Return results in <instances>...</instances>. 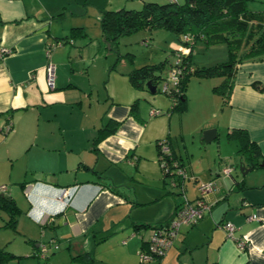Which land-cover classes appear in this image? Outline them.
Wrapping results in <instances>:
<instances>
[{
	"label": "crops",
	"instance_id": "1",
	"mask_svg": "<svg viewBox=\"0 0 264 264\" xmlns=\"http://www.w3.org/2000/svg\"><path fill=\"white\" fill-rule=\"evenodd\" d=\"M168 1L0 0V48L10 49L0 58V185H6L4 193L21 210L18 230L35 241L38 251L39 244L46 243L51 250L64 247L69 261L85 255L80 264H139L138 251L145 247L150 229L168 222L182 201L181 189L171 184L170 175H163L158 159L157 142L166 139L171 157L188 175L186 197L194 200L198 184L208 180L215 181L216 189L206 197L210 210L197 224L182 226L173 245L149 264H264V165L250 167L237 153V142L226 138L230 129H243L264 155V91L251 85L258 81L264 86V59L236 64L226 102L212 91L222 77L209 79L217 80L209 89L196 85L193 99L189 79L186 109L175 113L169 111L167 95L129 82L132 68L157 62L136 65L134 56L127 65L126 58L112 63L105 56L111 52L100 23L102 43L86 39L84 19L91 10L100 18L107 9ZM74 27L84 34L66 38L48 58L47 44ZM168 32L167 46L174 49L178 37ZM49 60L55 65L53 88L46 81ZM172 64L166 65L163 76ZM206 96L217 98L210 118L199 113L207 108ZM192 108L197 117L187 130ZM109 119L118 121L116 131L95 144L98 129ZM209 128L216 130L214 139L223 132L235 143L238 162L220 149L207 158V147L191 150L186 145V134L204 140L201 133ZM240 165L248 170H240ZM226 166L231 171L223 176ZM63 188L69 190L65 198L60 197ZM224 221L235 226L233 237L220 226ZM242 239L244 249L238 246Z\"/></svg>",
	"mask_w": 264,
	"mask_h": 264
},
{
	"label": "trees",
	"instance_id": "2",
	"mask_svg": "<svg viewBox=\"0 0 264 264\" xmlns=\"http://www.w3.org/2000/svg\"><path fill=\"white\" fill-rule=\"evenodd\" d=\"M249 1L183 0L182 3H179L177 0H169L165 3L144 2L138 9H107L102 11L100 17L101 34L109 43L110 52L116 55V62L123 56H128V60L133 61L130 57L131 54L127 53L125 56L120 52L119 40L142 29L160 28L173 32L182 43H184L183 37L189 35L191 38L190 52L177 65L182 69L181 78L176 88L165 94L171 100L169 111L183 112L186 109L185 90L192 75L203 78L222 77L221 83L214 86L212 91L221 95L223 102H226L232 87L236 64L246 60L264 59V11L249 10L247 8ZM82 30L80 27L71 28L68 35L62 39H56V41L61 40L64 43L68 37L84 34ZM197 40H203L206 45L224 43L227 48V59L208 67L192 66V52ZM176 51H173L174 55ZM166 62L168 61L165 59L155 64L132 68L127 73L129 82L135 88L147 90V81L157 84L165 78L166 75L163 76L161 73L166 67ZM173 65L174 63L170 68ZM251 85L259 92L264 91V86L258 81H253ZM157 90L156 87L155 93ZM136 108L137 103L134 101L130 105V112L133 115ZM117 127L118 121L107 120L98 129L93 142L96 144L101 138L114 133ZM226 138L237 142V153L245 157L250 167L256 168L264 163V155L260 153L258 145L250 140L245 130L230 129L226 133ZM0 211H4L8 216L4 226L16 229L21 210L10 195L0 193ZM141 226L150 227L149 225ZM11 256H13L11 253L0 247V264H5ZM84 257L85 255L82 254L75 255L71 257L69 264H80ZM161 257L156 258L155 261Z\"/></svg>",
	"mask_w": 264,
	"mask_h": 264
},
{
	"label": "rangeland",
	"instance_id": "3",
	"mask_svg": "<svg viewBox=\"0 0 264 264\" xmlns=\"http://www.w3.org/2000/svg\"><path fill=\"white\" fill-rule=\"evenodd\" d=\"M179 3H182L183 0H177ZM82 5V4H80ZM247 8L252 11H264V0H250L247 4ZM92 12V13H91ZM90 16H86L85 18V24H86V33H87V41L89 39H92L95 43L101 42L100 36L97 34V28L99 26L100 18H98L97 15H95L94 11H89ZM79 18H75V20H68L67 22H75ZM61 20V18H60ZM66 23V22H65ZM64 23V24H65ZM155 31V32H154ZM70 32V31H69ZM165 33H169L167 30L164 29H153V30H146L142 29L140 31H137L131 35L124 36L120 38L121 40V47L120 51L123 55L126 56V54H131L130 57L133 59L135 56V64L141 65L144 63H150V62H158L159 60H167L166 65L169 62L174 63L175 61V55H172V50L176 49V47H180L182 45V42L178 39L176 42V47L174 49H171V47L167 46L166 43V37ZM173 33V32H170ZM175 35V33H173ZM98 36V37H97ZM72 37L71 39H73ZM70 39V41H72ZM144 40H148L150 43L148 45L143 44ZM102 43V42H101ZM66 44V43H65ZM157 46L160 49L153 47ZM120 46V45H119ZM224 43H214L206 45V43L203 40H197L193 52H192V66L194 67H208L212 66L217 63H221L227 59V48H225ZM153 48H156L157 51H154ZM87 49L85 50L84 56H86ZM103 53V48L101 49L100 55ZM105 54V52H104ZM106 57L111 58V62L113 63L116 55L114 53L105 54ZM127 57V58H126ZM122 57L126 58L127 61L124 60V63L127 65L128 56ZM121 58V59H122ZM120 59V60H121ZM111 63V64H112ZM121 63V62H120ZM219 79L220 77L213 76V77H198L196 75H192L190 77L191 82L188 87V93L191 99H193V88L196 87L199 83L203 85V87H207V89L210 88V86L215 85V81L217 80H209V79ZM203 79V80H200ZM201 82H198V81ZM189 82V81H188ZM162 81H159L157 83V88H160ZM220 84V80L219 83ZM157 92H160L157 90ZM214 95L219 96L217 93H213ZM207 101V108L204 111V113H201V116L210 118L211 113L215 108V105L217 103V98L214 96L211 98L210 96H206ZM193 106V102H192ZM194 111V114L187 117V130L192 126V124L196 121L197 117V111L194 110V108L191 109V112ZM176 113V111H175ZM178 116V115H177ZM177 116L175 115L174 119L175 122H177ZM214 118V117H213ZM212 119V118H211ZM192 129H190L191 131ZM201 137H203V132L201 133ZM186 145L193 150L196 149L197 146H205L209 150V154H216L218 149L221 150L223 154H228L230 158H235L236 162H238V158L236 156V146L234 142H228L224 138L223 132L220 133L218 139H214L210 142H204V140L198 139L195 133H189V135L186 134ZM185 145V144H184ZM239 171V170H237ZM260 171V169L256 170ZM8 219L7 214L4 211H0V247L4 248L6 251L11 253L13 256H11L5 264H69L71 261L67 258L65 254V248L60 247L56 250H51L49 247L47 250V258L41 257L39 255L38 248L35 247V241H33L32 238L23 235L20 233L18 228L13 229L9 226H4L5 221ZM38 238V237H36ZM64 251V252H63ZM74 264V263H73Z\"/></svg>",
	"mask_w": 264,
	"mask_h": 264
},
{
	"label": "built area",
	"instance_id": "4",
	"mask_svg": "<svg viewBox=\"0 0 264 264\" xmlns=\"http://www.w3.org/2000/svg\"><path fill=\"white\" fill-rule=\"evenodd\" d=\"M184 43L176 51L174 65L168 70L165 78L162 79L161 87L158 90L164 94L176 88L179 79L181 78L182 69L178 67L182 59L190 52L189 43L191 38L189 35L183 37ZM61 40L53 41L46 46V55L50 58L51 52L58 46H61ZM147 44V41L143 42ZM10 52L6 47L0 48V58H3ZM46 81L50 88L54 87L55 65L49 60L45 67ZM159 110H152L151 114H158ZM10 124L4 126V131L8 132ZM159 147L158 159L161 164L162 173L164 176H171V184L179 187L182 194L181 203L175 208L173 216L164 224L154 226L150 229V234L147 239L145 247L139 249L138 259L139 264H149L155 261L156 258L163 256L164 253L173 245L176 236L178 235L182 226H193L210 210L211 203L207 201V195L216 189L214 180H208L198 184L199 194L194 200H189L183 192L184 181L188 178L185 169L171 157L169 151L168 141L166 139L157 142ZM231 168L226 166L222 169L223 176L229 175ZM6 185H0V193L6 191ZM68 189H61L60 197L68 196ZM249 218H253L250 216ZM226 232L228 237H233L235 226L230 221H224L220 225ZM238 246L241 249L247 247L245 240H239ZM48 247L46 243L39 244V255L46 257Z\"/></svg>",
	"mask_w": 264,
	"mask_h": 264
},
{
	"label": "water",
	"instance_id": "5",
	"mask_svg": "<svg viewBox=\"0 0 264 264\" xmlns=\"http://www.w3.org/2000/svg\"><path fill=\"white\" fill-rule=\"evenodd\" d=\"M105 40V39H104ZM107 48L109 49L110 48V45L109 43H107ZM146 87H147V90L154 94L155 91H156V87H157V84H152L151 81H147L146 82ZM216 137V130L215 128H209V129H205L203 131V139L205 142H210L211 140H213L214 138ZM264 165V163H261L260 166ZM240 170H243V171H246L248 170L247 168H245L243 165H240Z\"/></svg>",
	"mask_w": 264,
	"mask_h": 264
}]
</instances>
